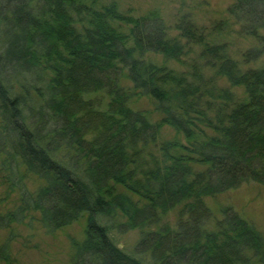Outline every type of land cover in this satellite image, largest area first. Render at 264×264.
<instances>
[{"label":"trees","instance_id":"16d2710c","mask_svg":"<svg viewBox=\"0 0 264 264\" xmlns=\"http://www.w3.org/2000/svg\"><path fill=\"white\" fill-rule=\"evenodd\" d=\"M228 12L264 42V0H236ZM192 19L176 23L185 45L157 13L135 18L98 0H0V154L18 185L22 167L45 182L35 194L21 186L22 206L0 215V229L30 212L50 231L87 216L70 264H264V236L231 207L211 226L205 204L247 183L264 187V67L242 71ZM190 45L200 47L190 72L145 59L180 61ZM124 77L155 101L160 124L130 108ZM162 125L185 143L162 142ZM180 205L176 225L158 227ZM116 228L142 231L134 253L114 242ZM0 264H13L7 245Z\"/></svg>","mask_w":264,"mask_h":264},{"label":"rangeland","instance_id":"374dc122","mask_svg":"<svg viewBox=\"0 0 264 264\" xmlns=\"http://www.w3.org/2000/svg\"><path fill=\"white\" fill-rule=\"evenodd\" d=\"M236 0H98L100 7L117 4L122 14L131 17H143L157 13L163 19L170 38L186 41L180 38L176 29L178 18L189 15L198 27H205L212 34L211 41L227 48L229 56L239 65L242 71L264 67L263 38L245 35L241 30V23L229 14V8ZM219 26V27H218ZM126 29V28H124ZM264 35V30L261 31ZM187 55L180 61L172 60L158 53H147L145 59L159 66H165L179 73L190 72L191 65L198 57L199 46H188ZM254 51H260L257 58ZM253 57V58H252ZM211 74V73H210ZM220 87L228 88L239 98L245 97L243 87H233L226 79H218ZM121 86L128 90L130 95L129 106L135 111L144 112L148 119L160 124L162 115L156 110L155 101L149 96H143L133 89L127 77L121 81ZM102 99L103 96L98 94ZM160 140L181 141L174 129L162 125ZM5 156L0 154V215L7 216L15 213L22 206L23 186L29 193H37L45 182L38 176L20 168L24 176L22 185L14 182L10 172L4 165ZM23 188V189H24ZM132 196V195H131ZM134 200L138 197L132 196ZM205 204L212 212L211 226L222 218V211L226 207L233 208L243 219L252 224L264 236V187L251 182L216 196L207 197ZM182 205L169 211L161 218L158 225L174 227L180 217ZM6 218V221H8ZM21 219V216H20ZM123 222L124 219H119ZM87 216L59 230L50 231L44 228L38 212H30L20 222H10L9 226L0 229V247L8 246L13 264H70L76 251V244L86 238ZM149 230V229H147ZM142 231L111 230L110 235L119 248L134 253L141 238Z\"/></svg>","mask_w":264,"mask_h":264}]
</instances>
